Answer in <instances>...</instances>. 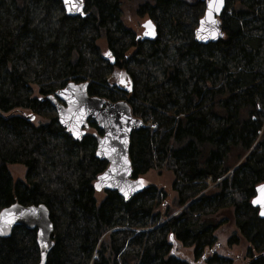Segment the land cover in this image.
<instances>
[{"label":"trees","instance_id":"16d2710c","mask_svg":"<svg viewBox=\"0 0 264 264\" xmlns=\"http://www.w3.org/2000/svg\"><path fill=\"white\" fill-rule=\"evenodd\" d=\"M225 2L223 40L198 45L203 0H85L82 18L66 17L60 0H0V211L47 208L45 264H186L174 242L205 264H233L211 251L214 220L230 208L249 245L244 264H264V221L250 205L264 183V0ZM127 4L153 21V42L124 28ZM70 82L128 104L145 126L129 139L132 179L171 173V202L153 184L97 202L106 163L93 134L74 141L44 100ZM18 164L24 182L7 171ZM36 237L20 227L0 238V264H39Z\"/></svg>","mask_w":264,"mask_h":264},{"label":"water","instance_id":"95a60500","mask_svg":"<svg viewBox=\"0 0 264 264\" xmlns=\"http://www.w3.org/2000/svg\"><path fill=\"white\" fill-rule=\"evenodd\" d=\"M204 14L198 21V26L193 32L194 41L198 45H209L223 40L224 32L221 29L219 18L225 8V0L214 3L209 10V0H204ZM80 10H67L64 0H60L61 7L68 18H82L85 16L84 0H78ZM83 12V15H81ZM151 21V20H146ZM138 37L143 42H153L156 39V26L151 21V26L145 28ZM203 21V24L201 23ZM215 21V23H213ZM199 30V31H198ZM148 32V35L145 33ZM87 83H67L61 90L44 98L48 101L56 115L57 123L74 141H81L86 136L89 122L96 125L101 135L94 134L96 141L95 158L106 163V170L101 173L94 184L95 191L116 192L125 202L142 193L148 185L142 179H132V168L128 156L129 139L133 131L144 129L142 121L132 117L131 109L125 101L111 102L101 97H91L87 94ZM131 92V88L125 90ZM42 98H39V101ZM33 120L34 117L30 116ZM76 132L78 135H74ZM264 185V184H262ZM251 201V207L258 210V217L264 221L261 209L264 207V193L257 189ZM258 199L257 204L253 200ZM11 221V223H7ZM0 238L8 239L12 231L17 228L35 230L36 243L40 254L39 264H45L49 250L53 244L54 230L46 207L42 205L22 206L12 204L0 211ZM172 239V237H170ZM264 258V252L261 253Z\"/></svg>","mask_w":264,"mask_h":264},{"label":"rangeland","instance_id":"374dc122","mask_svg":"<svg viewBox=\"0 0 264 264\" xmlns=\"http://www.w3.org/2000/svg\"><path fill=\"white\" fill-rule=\"evenodd\" d=\"M147 19H149L148 15L140 16L134 15L130 10L129 4H127L122 11V24L124 28L130 29L136 36L141 35L143 28L141 24L144 23ZM261 25V23H259ZM99 52L101 54H105V43L98 42ZM34 90V97H37V90ZM40 119H37L34 123L35 125L39 124ZM87 134H99L97 130L88 128L86 130ZM101 135V134H99ZM8 173H10L11 178L14 182L16 181H25V168L22 165H9L7 167ZM141 179L147 184H153L156 188L165 190L169 193L168 201L171 202L173 198V193L171 189V184L173 181L172 174L167 172H147V174L141 176ZM104 197V193L97 194L96 199L97 202H100ZM224 213V214H223ZM233 217V210L228 209L222 212V215H219L214 220L215 223L221 221L223 222L219 228L213 233L216 244L211 251H215V253L219 257L230 258L233 264H244L246 261V255L248 253L249 245H247L246 241L241 237V235L237 232L235 227ZM225 220V221H224ZM232 236H236L239 239L238 244H232V246L228 245V241L232 238ZM175 244V252L177 256L183 259L186 264H205L203 259H194L193 256V248L185 247L183 248L179 243L174 242ZM210 250V249H209ZM209 250H206L208 252Z\"/></svg>","mask_w":264,"mask_h":264},{"label":"snow or ice","instance_id":"6c2138e0","mask_svg":"<svg viewBox=\"0 0 264 264\" xmlns=\"http://www.w3.org/2000/svg\"><path fill=\"white\" fill-rule=\"evenodd\" d=\"M220 0H209V10L212 9V7L214 6V3H219ZM64 4L67 8L68 11H72L73 9H75L76 11L80 10V4L78 2V0H64ZM81 15H83V12H81ZM201 23L203 24V21H201ZM213 23H215V21H213ZM145 28H149L151 26V21H146L145 23ZM199 31V30H198ZM149 33L146 32L145 35H148ZM106 55H109L108 53H106ZM74 135H78V133L74 132ZM258 193H264V185H261L258 189H257ZM258 203V199H254L253 200V204H257ZM261 215H264V207H262L261 209ZM7 223H11V221H8ZM4 229L3 227H0V232H2Z\"/></svg>","mask_w":264,"mask_h":264},{"label":"built area","instance_id":"2783aa9c","mask_svg":"<svg viewBox=\"0 0 264 264\" xmlns=\"http://www.w3.org/2000/svg\"><path fill=\"white\" fill-rule=\"evenodd\" d=\"M151 128H153V127L151 126Z\"/></svg>","mask_w":264,"mask_h":264},{"label":"flooded vegetation","instance_id":"af4514ba","mask_svg":"<svg viewBox=\"0 0 264 264\" xmlns=\"http://www.w3.org/2000/svg\"><path fill=\"white\" fill-rule=\"evenodd\" d=\"M137 37V36H136ZM137 39H138V37H137Z\"/></svg>","mask_w":264,"mask_h":264}]
</instances>
